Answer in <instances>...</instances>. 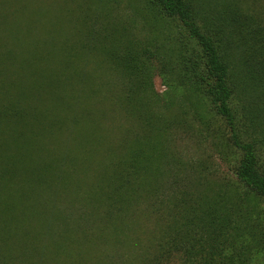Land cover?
I'll return each mask as SVG.
<instances>
[{
	"label": "rangeland",
	"instance_id": "1",
	"mask_svg": "<svg viewBox=\"0 0 264 264\" xmlns=\"http://www.w3.org/2000/svg\"><path fill=\"white\" fill-rule=\"evenodd\" d=\"M189 1L197 25L226 62L237 137L253 144L264 175V0ZM120 32L166 64L154 72L152 88L174 101L166 115L177 123L161 161L165 173L152 184L154 197L132 204L120 222H97L99 231L83 243L60 220L63 209L35 210L25 233L11 240L14 254L22 255L23 264H264V205L235 178L239 150L208 103L173 82L183 80L181 59H194L191 43L144 0H7L0 9V65L6 75L0 92L25 98L37 113L55 112L43 109L45 100H54V81L63 80L58 69H95V80H110L102 70L103 50L111 48L110 35ZM151 61L159 66L156 57ZM70 77L89 80L86 74ZM108 114L114 119L101 126L103 146L78 162L83 172L70 177L66 191L51 194L61 206L81 200L102 177L104 145L114 143L121 122L118 113ZM64 133L57 146L75 156Z\"/></svg>",
	"mask_w": 264,
	"mask_h": 264
},
{
	"label": "trees",
	"instance_id": "2",
	"mask_svg": "<svg viewBox=\"0 0 264 264\" xmlns=\"http://www.w3.org/2000/svg\"><path fill=\"white\" fill-rule=\"evenodd\" d=\"M144 1L160 19L180 28L191 43L194 59H181L183 80L173 82L203 98L224 121L240 153L235 178L264 205V175L253 144L237 137L229 107V71L218 45L197 25L189 0ZM5 2L0 0V9ZM95 35L107 39L105 33ZM108 39L111 48H104V58L100 57L107 61L102 70L110 80H95V69L85 73L89 80H68L71 75L83 79L85 74L79 68L58 69L57 76L63 80L54 81V100H45L49 105L43 109L55 112L37 113L25 98L0 92V264H23L18 259L22 255L11 249V240L25 233L24 226L35 210L63 209L60 220L69 223L71 234L83 243L99 229L97 222H120L132 204L154 197L152 184L165 173L161 161L170 128L177 123L175 116L166 115L174 101L163 100L152 88L154 72L166 64L155 51L139 49L132 37L125 39L121 32ZM151 57H156L159 66H154ZM3 70L0 65V80L6 77ZM108 111L118 113L121 122L116 124L114 143L104 145L102 177L81 200L61 206L51 194L66 191L70 177L83 172L78 162L87 161L103 146L101 126L114 119ZM62 132L74 145L75 156L58 148ZM204 200H199L201 205L206 204Z\"/></svg>",
	"mask_w": 264,
	"mask_h": 264
}]
</instances>
